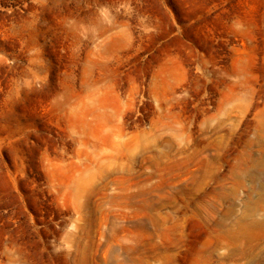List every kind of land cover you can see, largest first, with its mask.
Returning <instances> with one entry per match:
<instances>
[{"label": "rangeland", "instance_id": "374dc122", "mask_svg": "<svg viewBox=\"0 0 264 264\" xmlns=\"http://www.w3.org/2000/svg\"><path fill=\"white\" fill-rule=\"evenodd\" d=\"M0 264H264V0H0Z\"/></svg>", "mask_w": 264, "mask_h": 264}, {"label": "bare ground", "instance_id": "6f19581e", "mask_svg": "<svg viewBox=\"0 0 264 264\" xmlns=\"http://www.w3.org/2000/svg\"><path fill=\"white\" fill-rule=\"evenodd\" d=\"M164 2H166V0H164ZM258 252V251H257Z\"/></svg>", "mask_w": 264, "mask_h": 264}]
</instances>
